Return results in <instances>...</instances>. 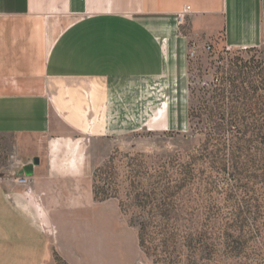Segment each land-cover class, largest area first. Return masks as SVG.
I'll return each mask as SVG.
<instances>
[{"label": "crops", "instance_id": "obj_1", "mask_svg": "<svg viewBox=\"0 0 264 264\" xmlns=\"http://www.w3.org/2000/svg\"><path fill=\"white\" fill-rule=\"evenodd\" d=\"M191 42L264 48V0H0V264L104 263L125 237L135 255L119 203L96 200L94 153L187 131Z\"/></svg>", "mask_w": 264, "mask_h": 264}, {"label": "rangeland", "instance_id": "obj_2", "mask_svg": "<svg viewBox=\"0 0 264 264\" xmlns=\"http://www.w3.org/2000/svg\"><path fill=\"white\" fill-rule=\"evenodd\" d=\"M198 44L187 131L144 130L96 148L97 192L137 235L135 255L125 237L98 264H264V48ZM13 142L0 136V176L10 175ZM53 264L68 262L55 253Z\"/></svg>", "mask_w": 264, "mask_h": 264}, {"label": "built area", "instance_id": "obj_3", "mask_svg": "<svg viewBox=\"0 0 264 264\" xmlns=\"http://www.w3.org/2000/svg\"><path fill=\"white\" fill-rule=\"evenodd\" d=\"M204 49L208 52H212L213 47L211 44L208 43V44L204 45ZM196 50H197V45L194 43L190 49V52H189L190 57H194L196 55ZM16 182L19 185L31 186L32 185V178H31V176L23 175L20 177H16Z\"/></svg>", "mask_w": 264, "mask_h": 264}, {"label": "water", "instance_id": "obj_4", "mask_svg": "<svg viewBox=\"0 0 264 264\" xmlns=\"http://www.w3.org/2000/svg\"><path fill=\"white\" fill-rule=\"evenodd\" d=\"M38 164H39V159L35 158L31 164L24 166L25 175L32 176L33 175V168L35 165H38Z\"/></svg>", "mask_w": 264, "mask_h": 264}, {"label": "trees", "instance_id": "obj_5", "mask_svg": "<svg viewBox=\"0 0 264 264\" xmlns=\"http://www.w3.org/2000/svg\"><path fill=\"white\" fill-rule=\"evenodd\" d=\"M95 196H96V200L97 201H105L108 199V197H101L98 192H97V189H96V186H95ZM141 243V246L143 245L142 242Z\"/></svg>", "mask_w": 264, "mask_h": 264}]
</instances>
